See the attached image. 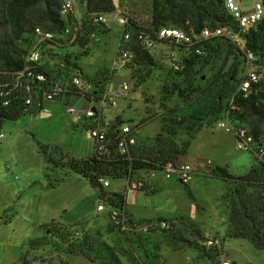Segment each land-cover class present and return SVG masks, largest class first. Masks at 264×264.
Listing matches in <instances>:
<instances>
[{
    "label": "rangeland",
    "instance_id": "374dc122",
    "mask_svg": "<svg viewBox=\"0 0 264 264\" xmlns=\"http://www.w3.org/2000/svg\"><path fill=\"white\" fill-rule=\"evenodd\" d=\"M9 2L0 0V37L11 36L9 25L5 22ZM111 2L113 11L103 13L106 21L98 23L92 20L97 14L86 10L85 0H75L79 16L88 18L85 34L96 32L99 38L96 40L83 36L56 54H45V69L60 83L68 81L74 67L83 71L86 77L95 74L115 87H118L121 80L127 81L129 86L121 100L120 116L137 122L134 153L149 159L175 156L178 161L192 163L196 169L195 174L185 184L177 180H165L158 175L144 189L130 190L131 196L136 199L141 195L139 198L142 199V207H135L141 217H136L125 208V203L120 209L115 202H111L116 199L113 193L125 199V191H129L126 172L113 177L112 172H117L116 166L103 165L102 173L107 174L104 177L109 182L114 180L115 184L122 181L124 184L121 182V189L112 192L109 187L104 188L102 185L100 188L94 187L98 198L93 205L87 204L80 208L77 218L72 221L56 219L43 224L39 234L34 237L37 247H25L19 255V264H93L81 255L67 253L68 243L82 237L106 242L122 264H222L223 261L229 264H264V249L255 248L246 236L235 235L242 226L241 230L248 231L251 223L247 219L250 212L244 213L236 204V189L241 191V197L245 194L256 195V192L264 194V187L258 184L262 181L260 175L264 173V162L253 151L237 148L234 134L216 125L219 118L228 114L231 119L244 124L249 131L254 130L257 143L264 142V119L258 121L253 129L249 120L241 115L242 110L235 107L231 99L249 69H256L263 74L257 89L264 88V39L256 44L259 31L254 26L239 32L233 40L221 37L204 42L200 55H194L184 45L156 42L149 52L151 60L147 62L138 58V44L125 46L122 42L121 29L116 23L118 15L128 17L132 24L144 30L152 27L153 32L161 26L191 30L194 24L188 23L187 19L185 24L188 26L185 27L184 24L167 19L161 24L152 25L154 0ZM58 4L52 3L55 13ZM42 5L43 0H38L36 10L39 11ZM202 23L207 27L219 25L212 16L204 17ZM36 25L49 28V23H40L36 18L26 17L20 37L11 38L13 49L16 50L14 54L22 58L32 38V28ZM250 43L256 44V50L250 49ZM122 46L133 51L130 61L119 60V48ZM247 50L253 55L250 62L245 58ZM170 51L175 52L180 61L178 70H173L169 64L167 53ZM188 59L192 64L187 68L185 60ZM8 79L14 81L12 76ZM207 89L214 90L210 96L216 91L224 95L220 102L221 110L214 114L213 105L203 114L194 112L202 119L186 120L182 127L177 128L175 116L181 113L189 115L208 97V92L204 93ZM36 111L27 112L22 109L16 118L3 121L0 127V131L4 132L0 148H8L0 154V223L5 224L10 219L8 207L11 206L5 196L7 192L3 178L5 174L10 178H19L12 169L14 165H26L31 177L38 176L44 167L46 189L61 185L42 194L56 209L62 207L70 210L74 208L77 197L90 194L89 180L71 168L77 166L82 158L74 157L62 149L78 148L74 142L76 134L83 138L79 140L80 147L90 148L85 141L88 137L86 130L76 129L72 123V129L62 131V118L48 121L42 118L44 113L38 114ZM114 155L112 150L111 157ZM220 169L235 177L256 172L257 178L252 181L253 185L245 187L239 180L235 182L222 177ZM89 174L97 176L98 173ZM29 183L28 188L35 190L44 185L36 179ZM98 203H103L104 209L98 211L94 208ZM43 210L39 206L35 218L37 222L42 218ZM235 210L243 215L237 216ZM113 211L123 213L122 225L112 221L110 213ZM163 220L168 227H157L149 231L141 229L149 221L160 223ZM55 226L60 227L59 233L54 230ZM210 246H216L219 252L214 260L208 255Z\"/></svg>",
    "mask_w": 264,
    "mask_h": 264
},
{
    "label": "built area",
    "instance_id": "2783aa9c",
    "mask_svg": "<svg viewBox=\"0 0 264 264\" xmlns=\"http://www.w3.org/2000/svg\"><path fill=\"white\" fill-rule=\"evenodd\" d=\"M220 3L226 20L222 24L202 27L198 31L161 26L154 30L153 37L143 28L132 24L126 16L118 15L116 23L121 29L122 42L125 46L138 44L140 49L149 53L156 42H170L184 45L190 48L194 55H200L204 42L221 37L233 40L239 32L254 27L264 18L263 0H220ZM57 15L62 21V28L59 31H52L39 25L32 28V38L21 58L22 67L12 73L14 81L0 82L2 104L8 106L12 101H19L23 110L31 112L43 109L48 102L60 103L65 114L86 130L93 143L94 156L98 160L121 158L129 161L130 151L137 143L138 126L137 122L122 119L119 115L121 100L129 86L127 81L121 80L118 87H115L95 74L86 77L74 67L68 81L60 83L45 69V54H56L66 49L70 42L71 44L78 42L83 36L96 40L99 38L96 32L85 34L88 18L79 16L75 0H59ZM92 20L105 23V14L99 13ZM132 55V50L123 46L119 48V60L130 61ZM252 57V53L247 50L246 61L250 62ZM167 59L173 70L179 69L180 61L175 52H168ZM262 79L263 74L260 71L249 69L239 82L237 91L248 94ZM216 125L223 131L234 134L237 148L253 151L256 157L264 162V142L257 143L253 133L244 124L226 114L217 120ZM3 138L4 133L0 132V140ZM112 150L115 155L111 157ZM195 171L192 163L178 160L157 162L153 167L135 170L128 164L127 189L142 190L158 175L165 180H177L185 184L192 179ZM97 180L103 187L109 185L107 177L99 176ZM95 208L100 211L104 209V205L98 203ZM110 217L115 224H123V213L113 211ZM141 227L149 231L157 227H168V224L164 220L160 223L149 221ZM222 264L229 263L223 261Z\"/></svg>",
    "mask_w": 264,
    "mask_h": 264
},
{
    "label": "trees",
    "instance_id": "16d2710c",
    "mask_svg": "<svg viewBox=\"0 0 264 264\" xmlns=\"http://www.w3.org/2000/svg\"><path fill=\"white\" fill-rule=\"evenodd\" d=\"M37 1L38 0H10L7 5L5 22L9 25L11 36L0 37V82L9 80L8 78L12 76V73L22 67L21 57L14 54L16 53V50L13 49L12 39L19 38L24 31L26 17L36 18L40 23H49L48 29L52 31H59L62 28V21L58 18L54 9H52V3H57L59 0H43L42 8L39 11H37L35 7ZM85 3L86 10L89 13L99 14L113 11L111 0H85ZM153 3L155 4V11L152 15V25L155 26L161 24L167 19H171L174 23L184 24L183 26L187 27L188 25L185 23L186 20L189 19L187 20L188 23L192 22L194 24L193 28L198 31L202 27H207L202 23L204 17L212 16V18L216 19L218 24H222L226 20L220 0H154ZM255 27L257 31H259V36L256 39L257 43L255 42L258 44L260 40L264 39V18L260 20ZM150 29L145 31L148 33L149 30L150 35L154 37L152 27ZM256 44L250 43V49L256 50ZM137 51H139V59H145L147 62H150L151 59L147 51L142 49ZM191 64V60H185V67L188 68ZM258 85L259 84L253 86L248 94H243L237 91L231 98L234 106L242 110L241 115H244L245 118L249 120L253 129L258 121L264 119V88L261 87L257 89ZM213 91L214 90L210 89L204 90V93L208 92L207 96L209 99H207L208 97L204 98L199 106L192 110L189 115L185 116L182 113L180 116L176 115L174 120L175 126L180 128L186 120L190 121V119L195 118L202 119V117H197L196 114H203V111L209 110L213 105L214 108L212 111L214 114H217L218 111L221 110L220 102L224 98V95L221 92L216 91L210 96V92L212 93ZM21 110L22 106L19 101H12L8 106H4L0 96V127L3 121L16 118ZM194 112H196V114H194ZM251 132L256 137L255 131L252 130ZM134 149L135 147L130 151L131 156L129 161L121 158H119V160H98L93 155L86 159H80L77 162V166H71V168L83 177H86L93 187L100 188L101 184L98 182L97 178L99 176L107 175L106 173H102L103 165L116 166L115 170L118 173L114 171L112 172L113 177H115L116 174L127 173L128 164H130L131 168L135 170L153 167L157 162L176 161L177 159L175 156L168 158L153 157L150 159L140 157L134 153ZM121 170H123V172ZM90 172H96L98 174L97 176H93L89 174ZM220 175L235 182L239 180L245 184V187L253 185L254 182L252 181L254 178H257L256 172L235 177L222 169H220ZM260 177L262 178V181L258 182V184L264 187V173L261 174ZM236 192V204H239V208L244 213L250 212L247 219L251 223L248 231L241 230L244 227L242 226L241 229L236 231L235 235L246 236L255 248L264 249V194L261 195L259 192H256V195L245 194V196L241 197V191L236 189ZM112 195L115 196L116 199H114L115 201L112 199L111 202H115V205H118V208H123L125 203L124 196L117 193H113ZM235 213L237 216L243 215L237 211ZM258 217H261L260 220H258ZM54 230L57 233L61 231L60 227L56 226ZM34 240L35 239H32L28 242L29 247H36ZM208 252L211 260H214L219 255L216 246H210ZM67 253L81 255L90 262L96 264H122L116 252L106 242L93 240L91 237H82L76 239L75 242H69Z\"/></svg>",
    "mask_w": 264,
    "mask_h": 264
},
{
    "label": "crops",
    "instance_id": "0c3cea01",
    "mask_svg": "<svg viewBox=\"0 0 264 264\" xmlns=\"http://www.w3.org/2000/svg\"><path fill=\"white\" fill-rule=\"evenodd\" d=\"M81 72L83 73V71ZM62 108L64 107L60 103L48 102L43 109L37 110L36 112L44 113L45 115L42 118L47 119L48 121H57L58 119L62 118L63 125L60 126L61 128L60 130L62 131L72 129L73 127L72 123H74L77 126V127L74 126L76 129L81 128V130L84 131L85 129L82 127L81 124H77L76 122H74V120L70 116L65 114V112L62 113ZM119 113H120L119 115L122 114L121 111H119ZM22 117L23 115L19 118ZM79 140L80 141L83 140L82 136L77 134L74 135V142L75 144H78L77 145L78 148H62L63 151H69L70 154L73 155L74 157H78L82 159H86L88 157L93 156L94 148L91 139L89 137L85 138V141L89 143L90 148H81ZM6 149L8 148H0V154H2L3 151H5ZM42 155H44V152H42ZM42 161L44 160L42 159ZM45 161L47 163L46 158ZM43 168L44 167L42 166V169L39 172L38 176L31 177L30 169L26 165L24 166H21V164L17 166L14 165L12 169L17 173L19 178H10L6 174L4 175L3 183H6L5 186L7 192L5 196L7 198V201L10 202L11 207L10 208L8 207V213L10 219L7 222H5V224L0 223L1 264H19L21 262L19 255L21 254L22 250L24 251L25 247L27 248L29 247L28 242L34 239V237L39 234L40 228L43 224L56 219L72 221L78 217L77 215L79 213L80 208H84V206H86L87 204L93 205L94 200L98 198L95 188L88 181V184L91 186L90 194L88 196L81 195L80 197H77L74 208L70 210L63 209L62 207L56 209L55 205H52L51 201H46V199L42 196V194L44 193V191L55 190L59 188L61 185L59 184L54 187H49L48 189H46L45 183L47 179L44 176ZM20 173H22V175ZM33 179H36L39 182L42 181L44 185L38 186L37 190H35V188H30V187L28 188V185L30 184L29 182H32ZM118 180L119 179H117L116 181ZM113 181L114 180L112 181L110 180L109 185L107 187H109L108 189L112 192H118L119 189H121L123 182L120 181L119 183L116 182L115 184L113 183ZM0 183L2 184L1 180ZM130 193H131L130 190L125 191V208L128 211H130L133 214V216L141 217V214L138 213L140 211H138L135 208L141 206L142 199L139 198L141 197V195H138L137 198L135 199L133 196L130 195ZM39 206L40 208L44 209L43 210L44 214L42 218L39 219V221L37 222L35 218H37V212H39L37 210L39 209ZM143 207L145 206L143 205ZM34 244H36L35 240H34ZM29 248L34 249L32 247Z\"/></svg>",
    "mask_w": 264,
    "mask_h": 264
}]
</instances>
